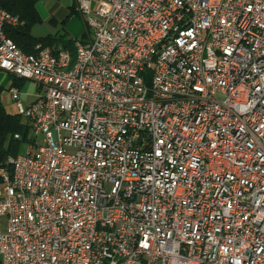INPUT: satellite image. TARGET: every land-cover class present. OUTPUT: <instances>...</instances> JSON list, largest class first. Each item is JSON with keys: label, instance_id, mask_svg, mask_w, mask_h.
<instances>
[{"label": "built area", "instance_id": "2783aa9c", "mask_svg": "<svg viewBox=\"0 0 264 264\" xmlns=\"http://www.w3.org/2000/svg\"><path fill=\"white\" fill-rule=\"evenodd\" d=\"M76 1L75 52L24 53L0 6V70L40 91L9 88L31 135L0 168V264H264V0Z\"/></svg>", "mask_w": 264, "mask_h": 264}, {"label": "trees", "instance_id": "16d2710c", "mask_svg": "<svg viewBox=\"0 0 264 264\" xmlns=\"http://www.w3.org/2000/svg\"><path fill=\"white\" fill-rule=\"evenodd\" d=\"M43 0H0V6L18 19L16 25L7 26L5 33L24 53L36 54L37 46L55 47L62 45L67 49L75 52L74 45L65 42L62 36H46L36 37L33 35V29L42 22V18L38 9V5ZM62 1V0H54ZM74 4L70 5V14L64 24L67 23L70 17L78 15ZM52 24H57V21L52 18ZM88 36V34H87ZM88 37L84 38L85 41ZM24 82V81H21ZM16 84L18 86L19 83ZM4 90L0 87V168L6 166L9 157H14L21 154L23 147L30 141L31 128L23 117L17 111L11 112L7 109L2 99ZM19 135V139L16 138Z\"/></svg>", "mask_w": 264, "mask_h": 264}, {"label": "rangeland", "instance_id": "374dc122", "mask_svg": "<svg viewBox=\"0 0 264 264\" xmlns=\"http://www.w3.org/2000/svg\"><path fill=\"white\" fill-rule=\"evenodd\" d=\"M74 4L77 10L76 0H43L39 3L38 9L42 18V22L33 29V35L36 37L46 36H62L65 42H69L74 45L78 41L83 40L88 36H92V30L87 24L86 17L79 13L69 18L66 24L63 23L70 14V5ZM78 11V10H77ZM54 18L57 24H52L50 20ZM91 32V33H89ZM88 34V36H87ZM16 77L13 75L0 70V87L4 90L2 99L5 106L11 112L16 111V106L10 98L9 88L13 82L16 86ZM17 80L19 83L22 101L26 104H30L37 99V95L40 94L38 85L32 81ZM23 121H26L23 118ZM28 151L27 147H23L21 154H26ZM2 229L5 231L7 227V219H1Z\"/></svg>", "mask_w": 264, "mask_h": 264}, {"label": "bare ground", "instance_id": "6f19581e", "mask_svg": "<svg viewBox=\"0 0 264 264\" xmlns=\"http://www.w3.org/2000/svg\"><path fill=\"white\" fill-rule=\"evenodd\" d=\"M180 2H189V0H180ZM189 21H197V5H189L187 11V19H179V21H173L170 29L167 32V39H175L180 35L182 27H188ZM164 52V44H157L152 50L150 61L147 63V70H157L159 67V58ZM156 73H148L147 82L155 83Z\"/></svg>", "mask_w": 264, "mask_h": 264}, {"label": "crops", "instance_id": "0c3cea01", "mask_svg": "<svg viewBox=\"0 0 264 264\" xmlns=\"http://www.w3.org/2000/svg\"><path fill=\"white\" fill-rule=\"evenodd\" d=\"M12 84H13V82H12ZM12 84H11V85H12ZM13 112H14V111H13Z\"/></svg>", "mask_w": 264, "mask_h": 264}]
</instances>
